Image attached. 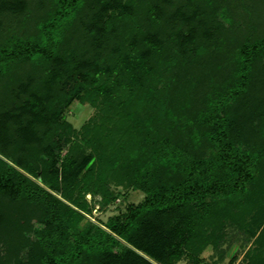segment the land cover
<instances>
[{
  "label": "trees",
  "instance_id": "16d2710c",
  "mask_svg": "<svg viewBox=\"0 0 264 264\" xmlns=\"http://www.w3.org/2000/svg\"><path fill=\"white\" fill-rule=\"evenodd\" d=\"M17 1L0 0V109L17 116L2 126L16 152L0 142V264L197 260L228 221L255 236L249 264H264V0ZM76 97L98 109L79 141L91 152L77 161L72 145L60 173L34 151L71 131L56 117ZM111 181L144 199L83 222L84 193L105 205Z\"/></svg>",
  "mask_w": 264,
  "mask_h": 264
},
{
  "label": "rangeland",
  "instance_id": "374dc122",
  "mask_svg": "<svg viewBox=\"0 0 264 264\" xmlns=\"http://www.w3.org/2000/svg\"><path fill=\"white\" fill-rule=\"evenodd\" d=\"M119 0H117L118 2ZM125 0H120V2H124ZM21 3V2H20ZM20 3L15 0V2H10L7 7L8 9H17L20 7ZM117 9L115 7V4H107L106 10L104 11L105 14L103 15V20L106 19L110 13L115 12ZM3 18L0 17V32L3 31L4 24H3ZM194 21H199V24H203V21L193 19ZM198 24V25H199ZM212 28V29H211ZM213 26L208 27V24H205V31L204 34L208 36V33L213 32ZM195 30L192 31L189 35H183L180 33L177 37L181 44H184L185 42L191 40L194 36ZM153 37V43L154 45L158 44V49L161 50V42H159L155 36ZM153 49V48H152ZM148 59V55L146 56ZM146 60V59H145ZM172 60V59H171ZM172 61H169V64H171ZM64 64V62H63ZM61 75L59 74V78ZM51 80L53 81L54 78ZM50 80V81H51ZM62 83L60 85V89L62 90H70L74 88L76 81L75 79L66 78L61 80ZM36 99V98H35ZM39 100V99H37ZM58 101H56L57 103ZM35 103H38L37 101ZM12 106V104H11ZM3 107V106H1ZM27 108V107H26ZM26 108L23 106L22 110H26ZM62 110L57 115V119L61 121L62 123L68 122L72 129L71 131L67 130L66 128H62L61 136H60V130L56 132V136L54 137L57 142V147H50L45 146L44 151L41 153V151L35 150L34 152H38L43 157H55L58 160V165L60 167V173L62 169V162L64 157L68 154L69 150L72 148V145L79 143V141L82 140V136L85 134L83 130V126L90 122L92 118L96 115L98 109L94 107L89 101H83L79 97L74 98L71 100V102L64 107L61 108ZM15 110L16 107L12 106L11 112L8 108V112H2L0 109V142L2 143V149L7 150L11 149L10 151L17 150V145L14 143L11 137V139L8 138L7 132L3 130L4 124L6 123V120L9 121H15L17 116H15ZM94 122V121H93ZM91 122V124L93 123ZM96 123V121H95ZM98 124H101V121H99ZM96 124L97 126H99ZM108 132L112 129L114 123L112 120L108 122ZM95 125H93L94 127ZM93 127L91 128L90 134H96L97 129L94 131ZM21 128V127H20ZM19 128V131L27 138L28 140H34L37 141L38 138L35 136V133L31 131L28 127L27 128ZM96 128V127H95ZM98 128V132H100V128ZM84 137V136H83ZM80 145L78 147V153L77 155H74L77 157V161H80L85 156L88 157L91 152L90 147L83 146V143L80 142ZM14 146H16V149H14ZM36 147V146H35ZM19 151V150H18ZM26 151V150H25ZM29 151V150H28ZM49 151L48 155L46 153ZM21 152V148H20ZM46 155V156H45ZM0 156L7 159L6 156H4L0 152ZM21 158V157H20ZM95 159V157H92L90 159V162H92ZM89 162V163H90ZM88 164H85V167ZM111 193H112V200L109 201V203L102 205L103 201V195L101 193H84L85 199L88 202L87 205V211L85 212L86 218H83V222H85L88 219L94 222H107L111 217L114 216H122L128 208V205L131 203L137 204L141 202L144 199L145 193L140 189H135L132 186H129L126 181H111L108 184ZM163 233V232H162ZM164 235H161V238L165 237ZM216 240L213 243L208 244L199 255H197V260L191 259L189 256V252L187 250H184L181 256L177 259L172 260V264H249L250 259L248 257V251L251 248V245L253 243V240L255 236H251L247 233V231L242 230L234 223L231 224L228 222L225 223L224 227L219 229L216 234ZM162 238V239H163ZM179 242V244L183 243L181 239L176 237V241ZM176 252L179 251L178 248H174ZM28 255V248L22 249L21 256L23 258L27 257Z\"/></svg>",
  "mask_w": 264,
  "mask_h": 264
}]
</instances>
